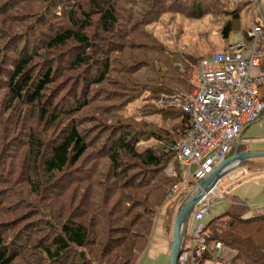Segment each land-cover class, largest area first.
<instances>
[{
    "label": "trees",
    "instance_id": "obj_1",
    "mask_svg": "<svg viewBox=\"0 0 264 264\" xmlns=\"http://www.w3.org/2000/svg\"><path fill=\"white\" fill-rule=\"evenodd\" d=\"M12 1L0 0V112L27 106L29 115L19 127L0 123V264H137L157 210L171 205L158 213L166 228L191 191L167 198L182 181L171 146L189 117L158 103L185 99L196 64L224 51L231 34L246 36L247 0H70L60 26L46 21L38 38L15 35L11 19L62 0ZM204 230L208 245L233 252L228 264H264V215L222 213Z\"/></svg>",
    "mask_w": 264,
    "mask_h": 264
},
{
    "label": "built area",
    "instance_id": "obj_2",
    "mask_svg": "<svg viewBox=\"0 0 264 264\" xmlns=\"http://www.w3.org/2000/svg\"><path fill=\"white\" fill-rule=\"evenodd\" d=\"M185 99L166 98L167 104L180 108L189 117L184 138L171 146L175 152L181 183L170 189L172 199L184 186L191 190L208 177L229 155L242 130L264 113V28L253 25L246 36L230 39L224 51L201 59L189 78ZM172 175V166L167 168ZM220 181L195 205L190 217L196 223L181 245L177 264H198L204 253L218 258L223 246L206 242L208 232L202 223L210 209L223 200L218 193Z\"/></svg>",
    "mask_w": 264,
    "mask_h": 264
},
{
    "label": "rangeland",
    "instance_id": "obj_3",
    "mask_svg": "<svg viewBox=\"0 0 264 264\" xmlns=\"http://www.w3.org/2000/svg\"><path fill=\"white\" fill-rule=\"evenodd\" d=\"M8 1H12V0H2L3 3H6ZM69 1L70 0L57 1V3L55 5L53 4V6H51L49 10H47V9L39 10L40 6H38L36 9H34L30 13L29 12L21 13V11L20 12L18 11L16 13H17V15H19V17L11 19V22H10L11 30L13 31V33H16L15 35H17V34L21 35L22 34L23 38H28V37H31V36L38 38L39 32L46 33V31L48 30L45 27V22L46 21L48 23H50V25L53 28H56V27L60 26V23L64 21V14L66 12H68L67 7H68L69 3H71ZM183 1H186V0H180V2H182V4L184 3ZM119 2L122 3V4H125V5H129V3L126 0H119ZM172 2H173V0H168V1L162 0V3L164 5H166V3H167L168 6L169 5L172 6L173 5ZM137 3H140V6H141L143 4V0L142 1L135 0L134 4H137ZM207 4H209V5L214 4V0H211V2H210V0L207 1ZM11 5H15V0L12 1ZM205 7H208V6H205ZM211 7L216 8V6H212V5H211ZM249 13H250V10H248V8H246V6H243L241 8L240 16H241V20H242L243 26H246V22L249 20V17H248ZM135 17H136V12L130 18L135 20ZM123 19H124V15H123ZM138 20H139V18H138ZM211 34H212V36H215L216 33L212 32ZM169 36H173V34L168 35L167 39H168ZM136 38H137V36H136ZM30 40L31 41L35 40L36 42L39 41L37 39H32V38ZM131 42L133 43V41H131ZM136 42H137V45H139L141 41H140V39H136ZM114 56L118 57L120 60H121V58H123V55H121V54L114 55ZM125 63H129V62L125 59L124 64ZM197 64H196V66H197ZM171 65H172V67H178L179 65H180V67L182 66L181 63L177 59H174V58L171 60ZM188 78H189V76L186 75V77H185V85L187 86V89H188ZM62 83H63V86L66 85V83H64V82H62ZM97 89L98 88L93 87L91 92H90V94L93 93V95H95L97 97V99H99V98L102 99V97H103L102 92L103 91L102 90L97 91ZM2 91L3 90H0V92L2 93V94H0V100L3 98L2 95H3L4 91L3 92ZM131 107H136V105L135 106H131ZM28 109L29 108H27V106H18L14 110V112H12V109H11L9 112H7V114L5 116L2 115V113H1L2 110H1L0 119H2V121H0V123H3L7 119V120H11L14 126L19 127L22 123H27L26 117H27V115H29V113L27 112ZM19 111H22L21 113H24L23 114V120L18 119L19 114H20V113H18ZM83 117L86 118V120L88 122L93 116H89L88 112H82V113H80L78 115V118H83ZM35 121H36V117H33V119H31V121L28 122V123L29 124L35 123ZM0 129H1V127H0ZM236 144H237V141L235 142L233 147L230 148L228 157L234 151V148L236 147ZM147 146L148 147H155L156 149H159V145L156 142L152 141V140H150L147 143ZM239 151H242V147L240 146V144H239V148H238V152ZM252 160L257 161L259 163H256V165H254V166H249V165L241 166V168L245 172L244 177L240 181L241 184L244 183L249 178L253 177V174L255 172H260L261 165L264 163V157L252 158ZM238 170H240V169H238ZM165 173L168 176L169 172H167V169H166ZM261 173H263V172H261ZM260 175H262V174H260ZM225 177L226 176H224L220 180V183L217 186V191L222 192L224 194V197L227 199L229 197V195H232L234 192H236V193L239 192V190H237V189H239L240 186L239 185H236L235 187L233 186L232 187V191L233 192L227 191V187L229 186V183H227ZM226 199H225V201H226ZM223 202H221L218 205L216 204V206H214V207H212V209H210V218H204L203 221H202L203 224H206L207 221L209 219H211L212 217L221 215L224 212V210L221 209V207L223 205ZM170 207H171V205L167 204V202L164 201V203L162 204V207L159 210H157L156 216H155V218L153 220L154 223H153L152 231H151V234H150L149 243L152 240V236H153L154 232L157 230V224H159L161 226V228H162L161 231L166 235V237L169 240V243H171V239H172V224H173V219H174V213L171 214V217H170V219L168 221V224H167L166 228H165V225H164V217L162 216V214H158V213H160L159 211L162 208H164L165 211H169ZM161 213H163V212H161ZM195 226H196V223L194 222V220L191 217H189L188 220H187L186 234L187 235L190 234L191 231L195 228ZM168 253H169V251H168ZM167 259L168 258H165V256H163V255H158L156 257L146 255V256H143L142 257V261L139 260L137 264H166L167 263ZM202 264H223V263H221L220 260L217 261L216 259L212 258V259L204 260L202 262Z\"/></svg>",
    "mask_w": 264,
    "mask_h": 264
},
{
    "label": "crops",
    "instance_id": "obj_4",
    "mask_svg": "<svg viewBox=\"0 0 264 264\" xmlns=\"http://www.w3.org/2000/svg\"><path fill=\"white\" fill-rule=\"evenodd\" d=\"M243 6H246L250 10L248 15L249 20L246 22V26H243L241 20L243 30L247 31L253 25L264 28V0H247ZM237 35H242V33L235 32L231 34L229 40L234 39ZM261 93L264 95V88L261 90ZM237 141L242 147V151L240 152H264V113L255 122L242 130ZM256 163L259 162L250 158L245 160L241 166H254ZM239 169L225 177L227 183H229L227 191L233 192L232 187L239 185L240 188L237 189L239 192H234L226 199L222 192L216 191L223 194V200L217 201V205L224 201L221 207L224 210L223 213H229L242 219L264 215V163L261 165L260 172H255L253 177L242 184L240 181L244 177L245 172L241 167ZM161 229V226L157 224V230L154 232L152 240L142 254V257L146 255L154 257L163 255L165 258H168V247H170V243ZM142 257L139 259L140 261H142ZM232 257L233 252L223 247L220 256L215 259H218L217 261L220 260L223 264H228Z\"/></svg>",
    "mask_w": 264,
    "mask_h": 264
},
{
    "label": "water",
    "instance_id": "obj_5",
    "mask_svg": "<svg viewBox=\"0 0 264 264\" xmlns=\"http://www.w3.org/2000/svg\"><path fill=\"white\" fill-rule=\"evenodd\" d=\"M238 148L239 143L237 141L232 154L221 161L213 172L199 183V187L191 190L179 204L173 219L172 239L166 264H177L181 253L183 235L186 232L187 220L195 205L204 197V194L214 188L224 176L239 169L245 160L264 157V152H238Z\"/></svg>",
    "mask_w": 264,
    "mask_h": 264
}]
</instances>
